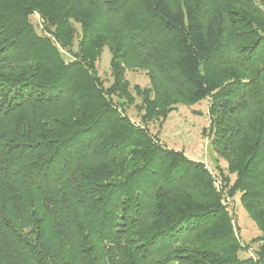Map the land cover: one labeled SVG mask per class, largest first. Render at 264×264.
<instances>
[{"label": "trees", "instance_id": "16d2710c", "mask_svg": "<svg viewBox=\"0 0 264 264\" xmlns=\"http://www.w3.org/2000/svg\"><path fill=\"white\" fill-rule=\"evenodd\" d=\"M206 98L221 190L147 127ZM0 264H264V0H0Z\"/></svg>", "mask_w": 264, "mask_h": 264}, {"label": "rangeland", "instance_id": "374dc122", "mask_svg": "<svg viewBox=\"0 0 264 264\" xmlns=\"http://www.w3.org/2000/svg\"><path fill=\"white\" fill-rule=\"evenodd\" d=\"M30 20L37 32L42 34L41 21L38 15H33ZM76 29L78 30V26H76ZM109 63L110 53L105 47L95 65V71L104 87H109L112 83ZM125 79L129 83L132 95L135 97V104H139L140 100L135 96L132 88L134 86L141 90L151 88L146 72L139 69H126ZM119 103H121L120 100ZM209 105V98L194 105H184L178 102L173 106V111L169 113L164 122L151 121L147 127L149 132L167 149L182 152L188 159L203 163L212 175L217 189H220L222 178L228 175L229 185H231L234 181V175L228 174L227 163L212 147V132L209 131ZM125 114L134 123L140 124L139 113L133 105L126 107ZM221 193L223 196L222 202L232 217L235 233L240 243L246 247V249L239 252L238 257L240 259L255 257L259 247V243L256 241L260 236L258 227L243 209L239 201V193H236L233 197L228 196L227 190H222Z\"/></svg>", "mask_w": 264, "mask_h": 264}]
</instances>
